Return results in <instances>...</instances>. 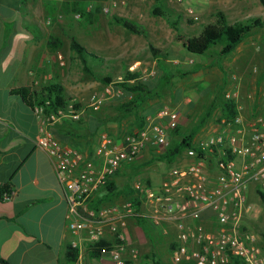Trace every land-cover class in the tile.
Masks as SVG:
<instances>
[{
  "label": "crops",
  "instance_id": "crops-1",
  "mask_svg": "<svg viewBox=\"0 0 264 264\" xmlns=\"http://www.w3.org/2000/svg\"><path fill=\"white\" fill-rule=\"evenodd\" d=\"M60 2L0 0V189L8 187L11 192L10 196L0 198V260L5 262L0 264H70L67 260L68 248L78 239L66 222L68 201L60 185L56 165L36 143L40 119L30 106L13 95L15 91H40L53 85L62 86L69 104L84 108L86 112L79 122L60 120L51 127V132L61 142L74 146L95 163L96 150L104 136H110L117 144H121L127 134L138 132L161 109L167 108L166 103L154 98L144 104L137 114L126 117L120 108L132 96L118 91L121 92L116 96L118 98L108 102L101 110L89 109V95L95 85L90 82L88 75L95 78L97 73L89 65L93 74L85 72L82 61L71 52L70 37L75 35L66 34L63 29ZM220 2L222 6L210 13L215 16L223 11L231 23L237 22L241 16H245L243 19L264 17L260 0H251L247 4L237 1L233 4L236 8L233 17L225 0ZM208 6L210 10V4ZM52 37L62 40L63 47L52 49L49 45ZM246 40L241 45L252 52L255 42ZM84 47L88 50V47ZM235 56L234 59L239 61L242 69L245 68V75H248L250 54ZM138 65L132 68L137 69ZM84 75L86 78L82 77ZM239 87L243 88V98L237 104V110L249 123L256 113H264V82L261 83L260 92L257 88L253 90L252 84H242V79H239ZM173 106V110L181 108L185 112L186 108L182 105ZM136 115L143 118V124L138 122ZM181 116L184 127L186 118L184 114ZM210 126L215 133L220 129L216 124ZM200 140L197 134L195 144L200 143ZM154 154L152 150H146L134 165L124 166L114 177L118 188L116 195L109 201L101 202L99 208L123 206L133 196L136 197L135 187L139 184L137 173L143 163L153 160ZM192 161L191 158H184L180 165L185 166ZM163 178L151 174L154 186L160 185L161 179L165 180L167 176ZM127 179L134 183L130 185ZM104 195V191L98 192L96 200ZM256 195H259L257 186L252 185L249 192L252 209L245 219V229L260 222L259 210H263V207L261 198L255 199ZM102 227L104 241L114 245V230L108 224H102ZM124 231L128 246L139 251L137 259L131 251L125 253L129 264H175L172 249L178 233L174 224L155 226L149 220L140 222L132 218L128 220ZM82 238L87 239L88 232H83ZM84 261L85 264H113L110 256L103 262L89 252Z\"/></svg>",
  "mask_w": 264,
  "mask_h": 264
},
{
  "label": "built area",
  "instance_id": "built-area-1",
  "mask_svg": "<svg viewBox=\"0 0 264 264\" xmlns=\"http://www.w3.org/2000/svg\"><path fill=\"white\" fill-rule=\"evenodd\" d=\"M232 80L235 85L239 82L236 76ZM121 92L111 88L95 92L87 106L99 111ZM225 99L239 104V89L228 92ZM33 111L40 119L37 146L56 165L68 201L66 222L78 236L71 244L79 251L74 264H85L89 248L105 242L102 224L112 227L116 242L103 248L99 259L104 262L110 256L113 264H128L127 251L137 259L139 251L128 246L124 231L132 218L149 220L155 226L175 225V264H264L259 238L244 226L252 209L251 186L264 193V116L257 114L249 123L240 111L233 119L223 118L215 135L186 151L193 160L190 164L173 167L160 185L139 183L135 199L123 206L94 209L90 204L98 192L106 193L109 182L124 166L134 165L146 150L158 154L169 145L172 133L180 126V113L162 109L143 129L127 134L121 144L104 136L95 163L51 132L60 120L81 121L86 109L69 104L58 111L49 112L44 106H35ZM83 232H88L87 239L82 238Z\"/></svg>",
  "mask_w": 264,
  "mask_h": 264
},
{
  "label": "rangeland",
  "instance_id": "rangeland-1",
  "mask_svg": "<svg viewBox=\"0 0 264 264\" xmlns=\"http://www.w3.org/2000/svg\"><path fill=\"white\" fill-rule=\"evenodd\" d=\"M60 1V15H62L65 33L75 35L84 46L88 47L90 53L97 56L88 57V65L94 68L97 73L95 78L88 75L90 82L95 85L89 97L91 94L103 92L107 88H111L114 92L125 91L118 85L123 83V79L130 72L135 74L131 86L144 82L159 81V75H162V71L150 51L151 44L167 50L175 58V62L171 63L175 77L171 85L161 92V98L155 99L166 103L165 105L169 109H175L173 104L185 107V112L181 111V108L178 109V112L180 115L184 114L186 125L183 127L181 119V132L177 136L172 134L169 145L158 154H164L173 143L182 141L209 114L204 129L202 128L203 130L198 133V138L201 137L200 143L216 134L210 124H216L219 127L221 120L224 118L222 104L225 95L238 88L240 91L238 102H242L243 88L239 87V82L234 85L233 76L242 79V84L245 82L249 85L252 84L253 90L257 88L258 92L261 91V83L264 82L263 29L254 31L246 40V42H255L252 52L245 46L240 45L234 53L223 59L215 51L206 57H193L187 55L183 47L176 43L175 31L167 20L156 12L154 0H89L86 2L88 11L94 12L96 17L93 24L88 18H83L79 12L74 11L75 0ZM217 1L166 0L165 10L173 20L179 22L182 34L193 37L198 36L206 25L215 22V16H212L210 11L214 12L222 6H220L222 0H219V3ZM237 1L240 0H225L232 17L235 16L236 12L233 4L235 5ZM241 1L244 4L251 2V0ZM207 3L211 6L210 10H208ZM257 6H260V3H257ZM188 9H193L194 12L190 13ZM114 16L136 21L147 29L148 37L137 36L128 32L124 27L113 21ZM243 17L245 16L238 18V21L245 22L247 19H243ZM241 46H243L242 49L237 53ZM235 54L242 56L250 54L248 75H245V68L242 69L239 61L234 59ZM137 63L139 64L138 68L131 71V68ZM197 64L208 67L197 73H191ZM255 69L258 70L257 73L254 71ZM183 73H188V75L183 77ZM82 77L86 78L85 75ZM103 79H105V82ZM158 91L159 89L156 92ZM114 98H111L108 102L114 101ZM256 114L264 116V113ZM184 158H189L187 152H184L173 163L162 161V159L149 165L143 163L137 173L139 183L154 186L151 179L152 173L158 174L162 178L166 177L173 167L181 166L180 164ZM163 179H161L162 182ZM127 181L130 182V185L134 183L128 179ZM255 199L259 200L260 196L256 195ZM259 219L260 222L249 226L248 230L257 235L259 246L264 248V210H259Z\"/></svg>",
  "mask_w": 264,
  "mask_h": 264
},
{
  "label": "trees",
  "instance_id": "trees-1",
  "mask_svg": "<svg viewBox=\"0 0 264 264\" xmlns=\"http://www.w3.org/2000/svg\"><path fill=\"white\" fill-rule=\"evenodd\" d=\"M88 1L89 0H75V6L73 9L74 11L79 12L83 18H88L93 24L96 17L94 12L88 11V5L86 4V2ZM154 1L156 3V12L167 20L168 24L176 33V43L181 45L184 51L189 56L206 57L208 54L215 51L220 58H226L230 56L234 51H236V49L246 39H248L254 31L258 29L264 30V17H251L248 18L245 22L237 21L235 23H231L226 13L223 11H219L215 15V22L206 25L203 31L198 36L189 37L180 32L179 22L177 20H173L165 10L166 0ZM260 3L264 8V0H260ZM113 21L119 26L124 27L128 32L134 35L148 37L147 29L133 20L114 16ZM70 40L71 52L77 55L82 61L85 72L93 74L91 68L88 66V57L97 56L89 53L88 50L80 43L77 37L71 36ZM49 45L52 49L56 50L63 47L64 43L62 40L52 37ZM150 51L154 59L158 62L159 68L162 71V75H159L160 79L157 82H144L133 86H131V81L133 80L135 74H132L130 72L127 74V76H125V78L123 79V83H120L118 87H122L125 90L124 92L128 96H132V98L129 99L128 102L123 103L120 108V112L124 113L126 117L137 114L138 110L148 101L154 98H161V92L171 85L175 77V74L172 72L171 65V63L175 60L173 55L167 50L155 47L152 44L150 45ZM206 67L208 66L197 64L191 71V73H197ZM187 75L188 73L182 74L183 77ZM103 81L105 82V79H103ZM158 89L159 91L156 92ZM13 95L21 98L23 102L30 106L33 110L35 106H44L49 112L58 111L61 108H65L69 105L70 102L65 97L64 88L60 85L46 87L40 91L20 89L15 91ZM222 105L224 118L233 119L238 115V106L235 101L226 100L224 98ZM209 116L210 114L208 115V117ZM208 117L203 119V121L199 125H197V127L194 128L189 135L185 136L182 141L173 143L164 154L155 153L153 156V160L144 163V165L152 164L154 163V161H157L159 159H162V161L173 163L188 149L195 148L196 144L194 140L197 134L206 125ZM136 118L140 124H143V118L141 116L136 115ZM144 127H142L141 129H143ZM180 132L181 128L179 126L172 134L177 136ZM200 154L204 155V152L201 150ZM118 174L119 172L115 176H117ZM117 189L118 188L113 178L108 184L107 192L105 193V195L97 200L95 198L90 206L94 209H99L101 202L109 201L113 198V196L116 195L118 191ZM132 190L134 191L135 189L133 188ZM10 193L11 192L9 191L8 187H3L0 189V198L3 199L4 195H10ZM258 194L261 198V203L264 210V193L258 192ZM131 199L134 200L135 196H133ZM138 221L144 222V220ZM111 247H113L112 244L102 242L100 244L91 246L89 248V254H92L95 257H100L101 250L103 248ZM78 258L79 251L77 249H74L72 245H70L67 253L68 262L70 264H74L77 262ZM0 262L5 263L2 260H0ZM237 264L242 263L237 262Z\"/></svg>",
  "mask_w": 264,
  "mask_h": 264
}]
</instances>
